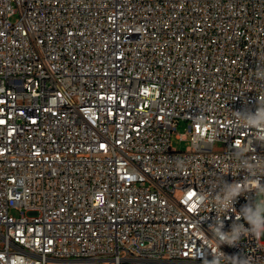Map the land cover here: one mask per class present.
<instances>
[{"label":"built area","instance_id":"2783aa9c","mask_svg":"<svg viewBox=\"0 0 264 264\" xmlns=\"http://www.w3.org/2000/svg\"><path fill=\"white\" fill-rule=\"evenodd\" d=\"M261 108L264 0H0V264H264Z\"/></svg>","mask_w":264,"mask_h":264},{"label":"clouds","instance_id":"9594fccd","mask_svg":"<svg viewBox=\"0 0 264 264\" xmlns=\"http://www.w3.org/2000/svg\"><path fill=\"white\" fill-rule=\"evenodd\" d=\"M245 123L246 125H254L257 128L264 130V108H261V110L258 111L254 117L248 118ZM253 186L257 189L258 193L264 194V185H260L259 182L254 181ZM237 194H239L238 189H232L229 192L230 197ZM243 218L251 224L249 229H244L243 225H238L234 228L232 234L217 233L219 235V239L222 242L233 243L240 238L242 232L251 231L256 235H260L264 232V199L259 200L256 204L255 211L251 208H246Z\"/></svg>","mask_w":264,"mask_h":264},{"label":"rangeland","instance_id":"374dc122","mask_svg":"<svg viewBox=\"0 0 264 264\" xmlns=\"http://www.w3.org/2000/svg\"><path fill=\"white\" fill-rule=\"evenodd\" d=\"M185 132H186V122H181L177 127V132L173 133V136H172L173 146H175L178 149H182V150L187 148V146L189 145V141L180 140L179 138H177V134H184ZM215 148L222 149L224 148V144L221 142H217L215 144Z\"/></svg>","mask_w":264,"mask_h":264}]
</instances>
